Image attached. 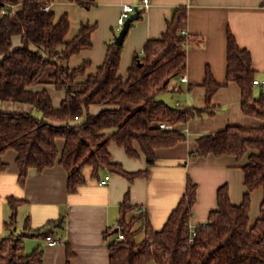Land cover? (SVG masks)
<instances>
[{"label": "trees", "instance_id": "16d2710c", "mask_svg": "<svg viewBox=\"0 0 264 264\" xmlns=\"http://www.w3.org/2000/svg\"><path fill=\"white\" fill-rule=\"evenodd\" d=\"M54 1L57 0H0V100L26 103L42 114L0 109V172L8 168L1 155L13 149L22 187L29 169L41 172L55 164L66 171L69 192L86 182L84 167H89L94 177L102 169L129 180L146 176L147 169L128 172L113 161L109 144L116 143L130 157L143 155L147 164L153 165L157 148L186 139L182 128L186 122L216 114L212 97L220 84L209 70L202 83L203 108L172 106L158 97L172 90L171 79L186 68V49L193 41L188 33L179 32L187 24L186 6L174 9L165 31L146 42L143 54L136 52L124 77L119 72L124 41L116 44L113 39L106 43L103 62L94 73H87L89 60L76 67L69 65L73 55L92 47L97 23L81 21L77 33L68 39V14L57 17L54 11L44 9ZM68 1L87 9L96 5L94 0ZM14 37H19L17 46ZM226 78L240 88L242 113L257 118L261 124H228L204 134L197 138V148L192 153L245 158L241 165L245 185L241 202L232 203L227 183L219 186L217 207L209 212L207 222L194 228L190 241L189 220L197 184L189 175L184 193L159 230L152 228L144 212L127 220L132 207L126 196L117 226L104 232L108 238L117 234L115 229L119 227L124 236L108 242L109 264H264V87L258 96L254 95L255 71L250 52L238 45L229 29ZM46 85L64 92L59 106L54 105ZM92 106H99V112L91 113ZM161 123L173 127L161 128ZM58 138L64 141L61 150ZM257 188L263 190V197L259 215L250 223L251 192ZM21 201L7 198L11 214L4 225L8 234L0 239V264L43 262V250L36 248L27 253L26 234L14 233ZM137 221L141 223L139 228H135ZM138 231H143L140 242L135 240ZM66 254H73L68 243Z\"/></svg>", "mask_w": 264, "mask_h": 264}, {"label": "crops", "instance_id": "0c3cea01", "mask_svg": "<svg viewBox=\"0 0 264 264\" xmlns=\"http://www.w3.org/2000/svg\"><path fill=\"white\" fill-rule=\"evenodd\" d=\"M94 1L96 5L88 9L68 0H57L49 5L50 10L57 11V17L64 11L76 17L73 23L72 20L70 22L68 39L77 33L80 21L98 23L92 33V47L73 55L69 61L71 67L89 60L91 65L87 73L95 72L103 62L106 43L118 34L117 18L123 5L131 4L138 6L141 16L131 22L123 39L119 72L125 77L136 52H140L149 39L159 38L174 9L184 5L187 8L185 28L193 37L186 49V68L171 79L172 90L160 93L163 98L158 97L172 106L203 108L205 89L202 83L209 70L220 84L212 97L216 114L186 122L182 126L186 139L174 146L157 148V159L153 165H148L143 155L128 156L122 147L111 142L109 151L113 161L121 163L128 172L147 169V175L129 180L121 174L102 169L99 176L94 177L91 169L84 167L86 182L73 192L67 190V173L59 164L41 172L29 169L24 186H20L16 152L13 149L4 152L1 157L8 163V168L0 172V239L8 234L4 226L11 214L7 198L22 199L13 230L16 234H26L27 253L36 248L43 250L42 264H66L67 261L69 264H109L108 242L116 234L106 238L104 232L117 226L125 197H128L127 204L132 207L126 215L127 220L134 215V209L142 208L152 228L159 230L184 193L187 175L197 184L190 227L207 222L209 212L217 207V189L224 183L228 184L232 203H240L245 191L241 169L245 158L237 160L231 155L212 154L201 156L192 152L197 148L198 137L228 124H261L257 118L242 113L240 88L236 83L227 81L226 68L229 29L238 45L250 52L255 78L264 77V0H150L147 9L142 8L140 0ZM13 40L16 46L19 45V37ZM182 76L184 79H181ZM45 87L54 105L59 106L64 92L52 85ZM20 106L26 112L30 110L28 104ZM99 110V106L90 109L93 114ZM63 143L62 138L57 139L60 150ZM106 175L109 176L108 183L100 185V179ZM262 197L261 188L251 192L250 223L259 215ZM19 218L22 219V228L19 224L16 226ZM140 224V221L135 222V228H139ZM48 234L60 239V243L49 244L45 239ZM66 243L73 252L70 257L66 254Z\"/></svg>", "mask_w": 264, "mask_h": 264}, {"label": "built area", "instance_id": "2783aa9c", "mask_svg": "<svg viewBox=\"0 0 264 264\" xmlns=\"http://www.w3.org/2000/svg\"><path fill=\"white\" fill-rule=\"evenodd\" d=\"M140 4L142 6L143 9H147L150 6V0H140ZM45 10L49 9V6H45L44 7ZM14 9L11 10V12H13ZM134 11V6L131 4H124L122 7V11L119 14L118 18H117V24L119 26V29H121V27L123 26L124 22L126 21V19L131 15V13ZM5 12V10H2V13ZM180 34H187L186 28H181L180 29ZM140 54H143V50L140 51ZM181 79H184V77L182 76ZM253 85H257V86H263L264 87V77L263 78H254L253 79ZM161 128H166V129H171L173 126L166 124V123H161L160 124ZM109 180V176L106 175L105 177H103L102 179H100L99 184L100 185H106L108 183ZM144 210L142 208H136L133 211V214L136 215L140 212H143ZM191 237H190V241L193 240V233H194V228L191 227ZM123 233L119 230V227H117V234H116V239L121 240L123 239ZM46 241L49 244H58L60 243V239L57 238H53L51 235H46L45 236Z\"/></svg>", "mask_w": 264, "mask_h": 264}, {"label": "rangeland", "instance_id": "374dc122", "mask_svg": "<svg viewBox=\"0 0 264 264\" xmlns=\"http://www.w3.org/2000/svg\"><path fill=\"white\" fill-rule=\"evenodd\" d=\"M55 12V14H56V16L58 15L57 14V11H54ZM64 13H66V14H68V17L70 18V22H71V20H72V23L74 22V20H75V16L73 15V13L72 14H70V12L69 11H64L62 14H64ZM61 14V15H62ZM60 15V16H61ZM74 16V17H73ZM84 21H86V20H84ZM81 22V21H80ZM92 23H97V22H92ZM72 25V24H71ZM97 26H98V23H97ZM119 30L120 29H118V32H119ZM33 48V47H32ZM257 88V90H256V92H255V96H258L259 95V93H260V91H261V86H256ZM160 97L161 98H163V95H160ZM20 105H22V106H24V105H27L26 103H18V102H14V101H11V100H6V101H4V100H0V109H2V110H6V111H24L25 109L23 108V107H21ZM29 108H30V110H28L27 112H30V111H32L33 112V114H35V115H37V116H41L42 114H41V112L40 111H38V110H36V109H33V108H31V106H29ZM18 224H19V226H20V228H22V219L21 218H19V221L17 222V224H16V226H18ZM142 238H143V232H141V231H138L137 233H136V235H135V240H136V242H140L141 240H142ZM147 264H156L154 261H149Z\"/></svg>", "mask_w": 264, "mask_h": 264}, {"label": "water", "instance_id": "95a60500", "mask_svg": "<svg viewBox=\"0 0 264 264\" xmlns=\"http://www.w3.org/2000/svg\"><path fill=\"white\" fill-rule=\"evenodd\" d=\"M139 15V9L138 6H134V11L131 13V15L126 19L123 26L119 30L118 34L115 35L114 41L116 44H121L123 42V39L129 29V26L131 22L138 18ZM117 231V227L115 229Z\"/></svg>", "mask_w": 264, "mask_h": 264}]
</instances>
